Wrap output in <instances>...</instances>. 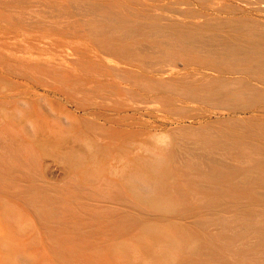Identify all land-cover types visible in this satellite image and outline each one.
I'll return each instance as SVG.
<instances>
[{
  "label": "rangeland",
  "instance_id": "obj_1",
  "mask_svg": "<svg viewBox=\"0 0 264 264\" xmlns=\"http://www.w3.org/2000/svg\"><path fill=\"white\" fill-rule=\"evenodd\" d=\"M184 1L212 15L264 21V0ZM42 2L70 8L73 0H22V6L36 9ZM37 10L26 19L0 12V161H10L0 185V264H157L159 255L170 254L165 235L176 225L145 221L157 234L151 247L146 230L125 227V220L141 222L149 211L133 203L128 178L173 149L178 129L264 120V100L229 111L147 87V79L202 80L218 73L201 58L146 67L91 41L86 17ZM171 174L164 187L156 185L157 198L187 200ZM33 188L47 201L45 210L28 195ZM179 252L169 264H181L185 252ZM200 257L212 264L205 253ZM245 264H264V254Z\"/></svg>",
  "mask_w": 264,
  "mask_h": 264
},
{
  "label": "bare ground",
  "instance_id": "obj_2",
  "mask_svg": "<svg viewBox=\"0 0 264 264\" xmlns=\"http://www.w3.org/2000/svg\"><path fill=\"white\" fill-rule=\"evenodd\" d=\"M186 2L173 0L147 5L135 0L121 4L73 0L70 8L42 2L34 9L22 6V0H2L0 12L22 19L37 9L39 14L46 11L56 16L74 12L87 18L91 41L146 67L158 62L172 64L178 59L195 62L201 58L218 74L204 76L202 80L143 82L147 87L185 100L229 111L264 100V21L232 12L233 15L227 16L212 15L183 5ZM243 74H248L251 80ZM233 120L235 123H231ZM238 120H230L231 124L224 121L226 127L220 122L218 126L208 123L197 130L178 129L181 132H176L173 149L148 160L145 171H137L128 178L133 203L146 205L149 211L142 214L141 222L125 220V227L138 225L146 230L151 247L157 234L147 230L151 228L146 223L148 219L154 217L155 223L176 225L175 232L165 235L171 241L170 254L159 255L157 264L177 261L179 251L185 252L178 257L181 264L204 263L201 252L212 264H245L247 257L264 254V120L243 119L240 127ZM7 162L10 161L6 158L0 161V185L8 174ZM171 171V176L177 179L174 187L187 200L157 198L156 185L164 187ZM159 175L161 180L157 182ZM28 195L46 209L47 201L42 200L37 189H29ZM194 196L203 201L194 205ZM189 231L192 237L185 235ZM250 234L251 238H247Z\"/></svg>",
  "mask_w": 264,
  "mask_h": 264
},
{
  "label": "clouds",
  "instance_id": "obj_3",
  "mask_svg": "<svg viewBox=\"0 0 264 264\" xmlns=\"http://www.w3.org/2000/svg\"><path fill=\"white\" fill-rule=\"evenodd\" d=\"M89 151H91V148H89Z\"/></svg>",
  "mask_w": 264,
  "mask_h": 264
}]
</instances>
